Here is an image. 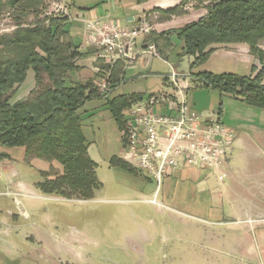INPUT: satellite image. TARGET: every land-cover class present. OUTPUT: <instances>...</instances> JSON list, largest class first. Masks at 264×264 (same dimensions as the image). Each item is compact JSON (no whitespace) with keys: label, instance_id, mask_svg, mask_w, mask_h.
Returning <instances> with one entry per match:
<instances>
[{"label":"rangeland","instance_id":"rangeland-1","mask_svg":"<svg viewBox=\"0 0 264 264\" xmlns=\"http://www.w3.org/2000/svg\"><path fill=\"white\" fill-rule=\"evenodd\" d=\"M65 28L73 32L70 24ZM171 44L168 57L161 55L168 65L155 60L152 71L169 74L170 66L178 65V71L187 73L188 60L178 56L181 42L172 38ZM31 83L30 73L26 87ZM154 84L158 80L153 78L127 81L111 98L140 89L149 92ZM189 102L193 109L215 115L219 109H256L194 85ZM103 104L89 101L81 111L102 183L91 200L42 194L35 187L38 171L61 172V167L26 160L23 148L1 149L10 159L0 162V264H260L257 254L246 253L242 239L230 234L239 227L223 224V217L210 213L206 196L198 197L192 187L190 194L162 185L157 190L145 173L110 167L112 157H121L123 143Z\"/></svg>","mask_w":264,"mask_h":264},{"label":"trees","instance_id":"trees-1","mask_svg":"<svg viewBox=\"0 0 264 264\" xmlns=\"http://www.w3.org/2000/svg\"><path fill=\"white\" fill-rule=\"evenodd\" d=\"M186 2L162 11L163 17L182 15ZM189 2L197 9L204 8L206 15L179 30L158 36L151 33L148 41L157 47L161 40L169 47L171 39L176 38L182 44L181 55L194 58L191 69L209 59L213 45H247L260 65L253 66L251 74L203 72L191 76L199 88L216 90L221 98L228 96L264 110V0ZM44 9L43 0H0V20L11 12L17 26L11 34L0 35V162L10 159L1 149L12 148H23L26 160L55 162L61 172H54L53 168L38 171L36 189L64 200L88 201L102 184L96 174L98 166L88 155L81 111L87 102L101 97L93 80L84 84L66 82L69 74L79 70L76 61L81 55L65 31L67 19H41ZM30 16L34 21L28 23ZM29 70L34 73V89L26 99L11 105L16 88L25 81ZM122 72L123 65L118 62L112 70L111 83H119ZM138 100L140 97L118 96L106 102L119 130L126 111ZM109 165L129 173L134 171L117 157H112Z\"/></svg>","mask_w":264,"mask_h":264},{"label":"crops","instance_id":"crops-1","mask_svg":"<svg viewBox=\"0 0 264 264\" xmlns=\"http://www.w3.org/2000/svg\"><path fill=\"white\" fill-rule=\"evenodd\" d=\"M43 1L45 9L40 18H51V16L47 15L52 12L51 3L49 0ZM50 1L65 3L73 17L89 20L109 18L122 28L136 27L140 17L144 14H149L153 25L152 33L156 36L168 31L179 30L190 23L198 21L207 13L204 8H195L194 4L189 2V0H185L187 2L182 8V15L168 18L163 17L161 12L178 7L183 0ZM6 15H9L6 23V25H9L7 26L9 31L3 34H11L17 26L13 21L11 12L5 13L2 19ZM31 17L28 19L29 22H32ZM66 24L71 25L73 32L66 30V28L65 31L69 33L73 44L77 47L81 55L76 61V66L79 67V70L69 74L66 82L69 84H84L89 80H93V85L97 89V81L103 77V72L108 70H110L112 80V70L117 63L110 66L103 61H96L93 50L89 47L82 46V23L79 20L67 19ZM150 35L146 38V41L150 39ZM157 48L160 52V58H152L149 55L140 57L133 67L129 69H124L123 67L120 82L117 84L111 83L110 93L106 97L101 96L98 92V95L101 97L98 101L104 102L103 106L106 107L108 112L106 102L118 96L140 97L141 100L131 104L130 109L134 104L147 101L151 96L161 93H172L173 88L167 78L173 72L178 75V83L185 91L188 103H190V89L192 85L198 87L191 75L206 72L246 76L251 74V68L253 66H257L256 61L249 53V47L247 45L229 44L211 46L210 48L214 52L210 55L209 59L205 63L191 69L190 67L194 58L181 55V44L178 56L181 59L186 58L188 60V72L178 71V65H176L173 67L170 66L169 74H161L152 71V64L155 60H159L168 65L167 61L162 59L161 55L168 57V54L172 51V45L166 47L163 41L160 40L158 41ZM30 73L33 75V83L29 87H26V81ZM151 78L157 79L158 85L154 84V86L150 87L152 90L149 92H144L140 89L130 94H121L111 98V94L119 88H122L127 81L135 83L137 81H148ZM34 87V73L32 70H29L25 81L16 88L10 104L13 105L16 102L26 99ZM155 109L157 112H162V108L160 107H156ZM127 111L125 113V119ZM197 112L204 119L216 116L223 125L233 129L235 131L234 143L228 150L224 164L220 169L209 170L200 167L186 168L185 166H181L173 176L163 179L162 186H167L169 189L178 187L180 188V192L184 191L187 194L193 188V191H195L198 197L206 196L209 199L210 213L223 217V224L230 225L231 227H239L236 231L232 230L230 234L237 235L238 239H242L243 243L246 244L244 248L245 252L248 254H257L259 263L264 264V110L230 109V111H227L225 109L223 111L220 110L216 115L208 110ZM110 117L113 120L111 114ZM123 128L124 124L121 130L118 128L121 138ZM87 142L89 143L88 155L92 160L91 151L94 149V145L88 140ZM129 166L134 170L133 173L139 172L133 166Z\"/></svg>","mask_w":264,"mask_h":264},{"label":"built area","instance_id":"built-area-1","mask_svg":"<svg viewBox=\"0 0 264 264\" xmlns=\"http://www.w3.org/2000/svg\"><path fill=\"white\" fill-rule=\"evenodd\" d=\"M49 2L52 12L48 16L82 23V46L93 50L96 61L110 66L120 62L124 69H129L144 55L160 58L155 44L146 41L153 30L149 14L141 16L136 27L122 28L109 18L73 17L65 3ZM8 16L0 23V34L9 31ZM167 79L173 92L134 104L127 111L122 134L121 159L153 179L157 190L163 179L173 176L181 166L220 169L235 139V131L223 125L218 117L204 119L191 107L176 73ZM96 86L101 96L110 93V70L103 72ZM156 107L162 108V112H157ZM150 202L157 204L154 200Z\"/></svg>","mask_w":264,"mask_h":264}]
</instances>
